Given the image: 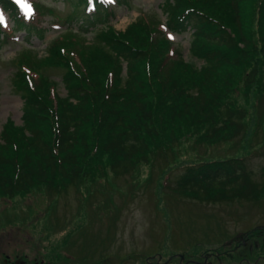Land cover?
I'll list each match as a JSON object with an SVG mask.
<instances>
[{
  "label": "trees",
  "instance_id": "obj_1",
  "mask_svg": "<svg viewBox=\"0 0 264 264\" xmlns=\"http://www.w3.org/2000/svg\"><path fill=\"white\" fill-rule=\"evenodd\" d=\"M17 2L0 0V10L11 16L17 29L43 32L26 23L34 17ZM79 2L91 5V0ZM102 3L95 0V10ZM166 4L165 22L144 14L124 31L109 35L101 30L100 55L82 37L85 10L68 19L81 17L84 25L50 40L48 55L41 59L65 68L66 95L58 81L19 67L14 80L24 89V124L10 119L1 132L0 196L13 197L37 186L57 195L94 186L108 172L121 176L148 162L159 146L161 154L163 148L175 147L184 132L197 134L195 141L204 145L242 134L246 114L230 96L241 82L248 89L258 83L264 90V0H166ZM95 19L106 17L100 14L89 20ZM168 30L191 32V53L203 61L201 66L185 59L181 43L168 37ZM24 54L18 57L21 63L39 64V59ZM258 145L255 151L264 155V137ZM245 158L189 165L173 192L202 203L262 202L264 183L252 178ZM262 244L254 247L264 252V239ZM211 250L198 253L205 257Z\"/></svg>",
  "mask_w": 264,
  "mask_h": 264
},
{
  "label": "rangeland",
  "instance_id": "obj_2",
  "mask_svg": "<svg viewBox=\"0 0 264 264\" xmlns=\"http://www.w3.org/2000/svg\"><path fill=\"white\" fill-rule=\"evenodd\" d=\"M101 1L95 10V0L88 7L79 0H22L33 9L34 19L26 23L43 29L38 35L15 29L14 21L2 13L6 23L0 29V135L10 119L24 124V89L14 80L21 66L58 81L62 95L67 94L62 83L65 68L41 59L48 55L50 40L84 25L81 17L68 19L85 10L82 37L100 55L101 30L109 35L124 31L144 14L163 22L167 18L166 0ZM100 14L105 21L89 20ZM166 34L181 43L187 61L203 64L191 53L190 31ZM28 49L32 51L25 52ZM23 54L39 59V64L21 63L18 57ZM263 94L258 83L250 89L243 82L237 85L230 97L245 112V124L241 135L227 141L204 145L195 141L197 134L184 132L180 144L166 150L169 154L166 147L161 154L159 146L148 162L125 175L108 172L94 186L74 187L61 195L47 193L44 186L13 197L1 195L0 264H264L263 250L254 247L264 239V201L202 203L172 189L187 166L230 156L246 157L252 178L264 183V155L255 151L264 137ZM205 248L216 256H200L198 251Z\"/></svg>",
  "mask_w": 264,
  "mask_h": 264
},
{
  "label": "flooded vegetation",
  "instance_id": "obj_3",
  "mask_svg": "<svg viewBox=\"0 0 264 264\" xmlns=\"http://www.w3.org/2000/svg\"><path fill=\"white\" fill-rule=\"evenodd\" d=\"M208 256H213V257H215V255L212 254V253H210V255H208ZM208 256H205V258H207ZM218 260L221 261L222 259L218 257ZM196 263H197V264H199V263L203 264L201 261H198V260H197Z\"/></svg>",
  "mask_w": 264,
  "mask_h": 264
},
{
  "label": "water",
  "instance_id": "obj_4",
  "mask_svg": "<svg viewBox=\"0 0 264 264\" xmlns=\"http://www.w3.org/2000/svg\"><path fill=\"white\" fill-rule=\"evenodd\" d=\"M183 257V256H182Z\"/></svg>",
  "mask_w": 264,
  "mask_h": 264
}]
</instances>
